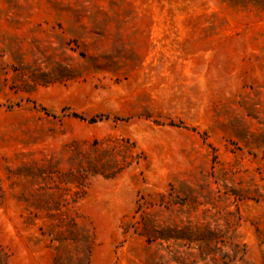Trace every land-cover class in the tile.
Here are the masks:
<instances>
[{"label":"rangeland","instance_id":"rangeland-1","mask_svg":"<svg viewBox=\"0 0 264 264\" xmlns=\"http://www.w3.org/2000/svg\"><path fill=\"white\" fill-rule=\"evenodd\" d=\"M0 264H264V0H0Z\"/></svg>","mask_w":264,"mask_h":264}]
</instances>
